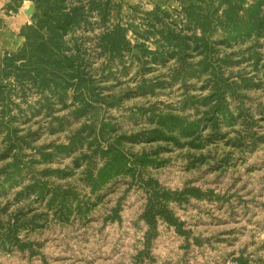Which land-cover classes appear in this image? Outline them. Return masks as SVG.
<instances>
[{"label": "trees", "instance_id": "1", "mask_svg": "<svg viewBox=\"0 0 264 264\" xmlns=\"http://www.w3.org/2000/svg\"><path fill=\"white\" fill-rule=\"evenodd\" d=\"M33 1L32 24L21 31L24 44L17 52H0V198L22 187L14 201L47 203L59 221L67 222L72 215L87 213L90 204L83 203L73 187L57 185L52 178L71 177L85 164L84 182L96 193L121 175L137 178L141 169L156 162L146 153L131 162L122 149L124 141L145 139L203 148L222 137L223 124L252 116L244 109L251 110L245 104L246 92L263 87L264 80L234 69L248 61L259 71L264 61L258 51L264 39V0H220L208 10L183 7L180 24L156 8L147 14L143 28L115 21L112 0ZM218 29L224 37L215 39L212 34ZM131 31L143 42H132ZM151 36L157 37L155 47H150ZM251 40L254 44L243 49V43ZM134 67L140 77L136 86L118 92L109 82L128 77ZM165 68L167 75H154ZM176 85L183 89L177 107L144 109L155 126L151 130L117 137L116 125L104 120L107 108L121 107L131 97L171 92ZM66 115L72 116L68 123ZM35 119L47 121L51 134L69 133L68 142L35 146L41 137L30 125ZM208 129L212 133L206 137L203 131ZM76 153L80 154L73 168L49 166ZM96 154L103 159L100 166ZM39 165L47 166L39 170ZM141 183L149 197L143 218L153 227L158 216L178 225L168 207L172 201L187 195L203 197L199 189L173 193L152 179ZM9 206L0 207V217L8 214ZM28 212L19 209L8 215L7 222L0 220L4 247L31 249L21 231L42 226L49 213L28 218ZM112 218H120L117 209Z\"/></svg>", "mask_w": 264, "mask_h": 264}, {"label": "rangeland", "instance_id": "2", "mask_svg": "<svg viewBox=\"0 0 264 264\" xmlns=\"http://www.w3.org/2000/svg\"><path fill=\"white\" fill-rule=\"evenodd\" d=\"M135 15L128 20L124 14L126 17L115 21H129L135 28H143L147 14L139 12ZM197 31L201 33L200 29ZM224 33L218 29L212 37L220 39ZM135 38L143 42L131 31L129 39L134 42ZM156 40L157 37L151 36L150 47H155ZM253 44L251 40L242 47L245 49ZM258 45V51L264 57V39ZM138 69L134 67L128 77L109 83L114 84L118 92L122 88L135 87L140 79L136 75ZM234 72L253 76L256 81L264 80V61L259 71L252 62L243 61ZM167 73L169 69L165 68L154 75ZM169 91L151 98L131 97L123 107L107 108L104 120L111 119L116 125L117 137L151 130L155 126L145 117L144 109L177 107L183 89L176 85ZM246 93L245 104L251 110L244 109L252 114L249 118L253 123L252 137L246 132V122L239 120L236 124H223L219 128L222 137H215L203 148L145 139L124 141L122 149L131 157V162L144 153L156 162L141 169L137 178L125 174L106 184L97 192L101 200H96V193L84 182L85 164L71 177L52 178L57 185L73 187L81 195L82 202L90 204L87 213L72 215L67 222L59 221L55 210H48L47 203L14 201L22 187L10 190L5 198H0V207L10 203L8 214L0 220H6L19 209L25 212L32 209L28 218L49 214L47 221L41 220L42 226L21 231L24 243H30L34 250L24 252L26 249L20 246H14L18 250L11 251L8 250L10 246L7 250L0 248V264H264V165L261 167L264 161V86ZM98 116L102 117V111H98ZM30 125L41 132L35 146L63 143L69 138L68 133L51 134L44 119H35ZM211 133L209 129L203 131L206 137ZM94 158L99 166L102 165L103 159L98 154ZM71 161V156L64 157L49 166L70 169L66 165ZM44 166L47 165H39L38 169ZM151 179L173 193L199 189L203 197L187 195L181 201H172L168 207L178 225H171L158 216L153 227L143 218L149 197L141 183ZM116 209L120 218L113 219Z\"/></svg>", "mask_w": 264, "mask_h": 264}, {"label": "crops", "instance_id": "3", "mask_svg": "<svg viewBox=\"0 0 264 264\" xmlns=\"http://www.w3.org/2000/svg\"><path fill=\"white\" fill-rule=\"evenodd\" d=\"M212 2L219 4L220 0H112L113 18L120 19L126 17L124 16V14H127L128 20H130L129 19L130 17L135 18L136 17L135 14L139 12L149 14L152 11H154L156 8H159L160 10L171 14L172 20H176V22L180 24V21H178L179 19L178 15L183 14V7L195 6L198 7L197 8L198 10L199 7L201 6V8H203L204 10L206 9L208 10V8L211 7ZM224 8L225 5H222L221 11H223ZM35 12H36V4L33 0H0V52L13 53V52H17L22 47V45L25 42V37L22 35L21 31L25 25L32 24L33 15L35 14ZM157 25H164V24H157ZM135 42H139V41L136 40L135 38L134 43ZM125 104L123 106H125ZM261 105L262 104H259V107H261ZM118 108L120 107H117V109ZM256 108H254V110L258 111ZM263 110L264 109L262 108V114L264 115ZM68 117L69 116L65 117L66 123H68L67 121L72 119L71 117L69 118ZM239 120H238L239 122H246L245 124V128H247L246 132L250 137L254 136L250 129L253 124L252 121L249 119L246 121V119L244 118ZM238 121L232 123H225V124L232 125V124H236ZM66 142H68V140ZM71 157H72V161L69 162L68 165L66 166L73 168L74 160L78 156L73 157L72 155ZM263 165H264V161L261 167H263ZM254 170L255 167L253 169L251 168L250 171L252 172ZM94 196H97L96 200L97 199L101 200V197L97 195V192ZM8 247L9 245H7V248ZM0 248L6 249V247H4L1 244V242H0ZM14 249L18 250V248L14 246L10 247L8 250L11 251ZM29 250L33 251L34 247L32 246L31 249L27 248L26 250H24V252L26 251L30 252Z\"/></svg>", "mask_w": 264, "mask_h": 264}]
</instances>
